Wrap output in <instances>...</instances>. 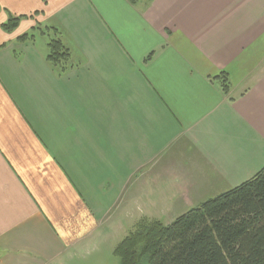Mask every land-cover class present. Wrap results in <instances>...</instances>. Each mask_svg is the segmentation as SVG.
<instances>
[{"label":"crops","instance_id":"1","mask_svg":"<svg viewBox=\"0 0 264 264\" xmlns=\"http://www.w3.org/2000/svg\"><path fill=\"white\" fill-rule=\"evenodd\" d=\"M6 14L26 19L0 27V264H65L108 209L196 207L263 166L264 0H0ZM39 24L67 70L34 71L48 40L18 37Z\"/></svg>","mask_w":264,"mask_h":264},{"label":"trees","instance_id":"2","mask_svg":"<svg viewBox=\"0 0 264 264\" xmlns=\"http://www.w3.org/2000/svg\"><path fill=\"white\" fill-rule=\"evenodd\" d=\"M23 17L9 15L0 27L9 32ZM45 28L53 32L47 42L46 59L63 71L71 52L60 40L57 28ZM34 36L35 30L18 39L33 40ZM214 79L224 94L230 92L225 71ZM113 254L120 264H264V164L250 178L204 200L168 224L138 221L114 247Z\"/></svg>","mask_w":264,"mask_h":264},{"label":"rangeland","instance_id":"3","mask_svg":"<svg viewBox=\"0 0 264 264\" xmlns=\"http://www.w3.org/2000/svg\"><path fill=\"white\" fill-rule=\"evenodd\" d=\"M9 15L6 14L4 21L7 20ZM26 18H21L22 21ZM39 28L42 29L44 34L38 33L39 30H35V39L32 44L34 48L43 49L46 51V45L49 36L53 37V32L50 29H46L45 25L39 24ZM17 26L6 33H12ZM26 41H31L30 39ZM35 58V56H33ZM47 61V62H46ZM40 64L37 67L38 62H33L35 65L34 71L39 72H51V67L55 69L56 65L51 64L48 60ZM67 70L72 65V59L64 64ZM53 72H55L53 70ZM193 208V207H191ZM190 208H177L172 207L170 204L166 205H154L151 206L143 202L142 207L131 206V207H113L107 210V213L101 217L102 223L98 234L91 247H94L92 251L89 249H83L78 251L75 256L64 260L65 264H120L118 258L113 254L114 247L122 240V238L132 231L136 223L140 220H158L162 224H168L174 218V214H182Z\"/></svg>","mask_w":264,"mask_h":264}]
</instances>
